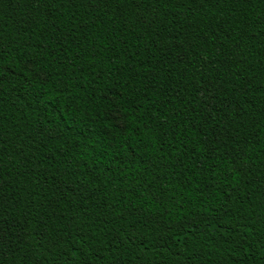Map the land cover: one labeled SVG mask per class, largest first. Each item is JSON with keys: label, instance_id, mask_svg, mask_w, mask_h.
Wrapping results in <instances>:
<instances>
[{"label": "trees", "instance_id": "1", "mask_svg": "<svg viewBox=\"0 0 264 264\" xmlns=\"http://www.w3.org/2000/svg\"><path fill=\"white\" fill-rule=\"evenodd\" d=\"M0 264H264V0H0Z\"/></svg>", "mask_w": 264, "mask_h": 264}]
</instances>
